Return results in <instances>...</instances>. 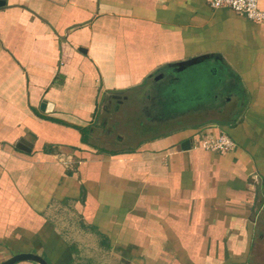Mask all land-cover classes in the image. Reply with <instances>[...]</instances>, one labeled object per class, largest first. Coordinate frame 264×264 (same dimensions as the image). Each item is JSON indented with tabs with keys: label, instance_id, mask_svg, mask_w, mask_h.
I'll use <instances>...</instances> for the list:
<instances>
[{
	"label": "crops",
	"instance_id": "crops-1",
	"mask_svg": "<svg viewBox=\"0 0 264 264\" xmlns=\"http://www.w3.org/2000/svg\"><path fill=\"white\" fill-rule=\"evenodd\" d=\"M108 95L142 113L130 149L99 144ZM220 133L234 150L201 147ZM3 247L50 264H264V23L208 0H6Z\"/></svg>",
	"mask_w": 264,
	"mask_h": 264
},
{
	"label": "rangeland",
	"instance_id": "rangeland-1",
	"mask_svg": "<svg viewBox=\"0 0 264 264\" xmlns=\"http://www.w3.org/2000/svg\"><path fill=\"white\" fill-rule=\"evenodd\" d=\"M110 96L111 97H109L108 95L106 97V100L103 101V104L101 106L103 110H106V117L104 118V120L101 119V121H99L98 124L96 125V128L101 129V132L98 135L101 138L99 140V144L101 146L103 145L110 148L120 146L123 148L130 149L134 146V143L137 140L136 137L138 136L141 137L142 135L140 133L137 134V131L142 129L141 127L138 126V122L142 118L140 117L142 116L141 115L142 113L141 114L139 113L140 115L136 119L135 116L137 115V109H136L137 103H133V102L124 103L119 99L117 98L115 99V97H112L113 95ZM125 113L126 114L131 113V116L133 115L131 120L126 119V117L124 116ZM117 136L120 137V142H118ZM71 164H73V162H71ZM69 166L70 163L68 167ZM63 206L65 208L68 207L67 204H64ZM57 212L59 216H54V220L60 223L61 226L64 227L63 231L69 232L67 237L68 236L72 237L73 235L74 237L79 238L81 233L77 232L78 230L76 229L74 230L68 229L69 227L67 226L68 224L70 227H73L71 223L74 224V227L76 226V221H75L76 216L74 217L69 213L61 214V212L59 211ZM66 214H68V217L66 216ZM68 239H72V238H68ZM4 255L6 256V247L0 249V261L6 259Z\"/></svg>",
	"mask_w": 264,
	"mask_h": 264
},
{
	"label": "built area",
	"instance_id": "built-area-1",
	"mask_svg": "<svg viewBox=\"0 0 264 264\" xmlns=\"http://www.w3.org/2000/svg\"><path fill=\"white\" fill-rule=\"evenodd\" d=\"M213 8L227 7L247 16L249 19L264 23V10L259 5V0H208ZM201 147L226 153L236 147L235 141L226 133L207 135L200 142Z\"/></svg>",
	"mask_w": 264,
	"mask_h": 264
},
{
	"label": "water",
	"instance_id": "water-1",
	"mask_svg": "<svg viewBox=\"0 0 264 264\" xmlns=\"http://www.w3.org/2000/svg\"><path fill=\"white\" fill-rule=\"evenodd\" d=\"M6 4V0H0V7ZM21 261H34L39 264H50L45 257L34 252H19L9 258L0 261V264H16Z\"/></svg>",
	"mask_w": 264,
	"mask_h": 264
}]
</instances>
